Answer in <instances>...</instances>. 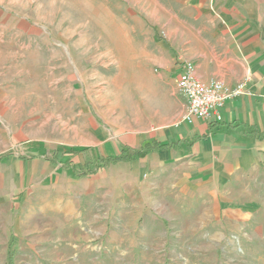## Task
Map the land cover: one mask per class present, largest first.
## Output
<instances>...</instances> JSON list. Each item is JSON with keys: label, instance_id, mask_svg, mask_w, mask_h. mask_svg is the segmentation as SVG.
I'll use <instances>...</instances> for the list:
<instances>
[{"label": "rangeland", "instance_id": "rangeland-1", "mask_svg": "<svg viewBox=\"0 0 264 264\" xmlns=\"http://www.w3.org/2000/svg\"><path fill=\"white\" fill-rule=\"evenodd\" d=\"M168 20L155 0H0V264H264V157L195 195L88 163L181 119Z\"/></svg>", "mask_w": 264, "mask_h": 264}, {"label": "crops", "instance_id": "crops-1", "mask_svg": "<svg viewBox=\"0 0 264 264\" xmlns=\"http://www.w3.org/2000/svg\"><path fill=\"white\" fill-rule=\"evenodd\" d=\"M155 4L169 16L164 24L172 28L166 37L172 40L176 85L181 63L188 61L201 81L220 80L229 87L244 82L246 94L225 102L220 121L180 119L153 127L136 146H124L138 149L150 140L170 146L131 162L136 164L134 182H142L143 176L148 185H159L172 172L168 183L182 186L184 194L195 195L197 186L205 184L212 187L209 192L221 193L224 186L258 170L264 157V0Z\"/></svg>", "mask_w": 264, "mask_h": 264}, {"label": "built area", "instance_id": "built-area-1", "mask_svg": "<svg viewBox=\"0 0 264 264\" xmlns=\"http://www.w3.org/2000/svg\"><path fill=\"white\" fill-rule=\"evenodd\" d=\"M177 91L185 99L181 121L193 119L220 121L219 109L226 101L246 94L245 83L229 87L220 80L203 82L195 76L194 65L183 61L177 78Z\"/></svg>", "mask_w": 264, "mask_h": 264}, {"label": "trees", "instance_id": "trees-1", "mask_svg": "<svg viewBox=\"0 0 264 264\" xmlns=\"http://www.w3.org/2000/svg\"><path fill=\"white\" fill-rule=\"evenodd\" d=\"M258 133V132H256ZM170 146L168 144H160L158 142L155 141H145L143 142V144L138 148V149H132L129 147H124L119 154L117 155H109L106 157H97L93 160V162H88V163H93L96 165V167L98 168H105L107 166L110 165H114V164H118V163H131L133 161L142 159L143 157H145V155L153 150H158V149H167ZM91 151V148H79V149H70L68 150V152H65V154L67 155H78V154H82L85 152ZM44 161L49 162L51 165L53 166H57L58 164H60V161L57 160L54 156L49 157L47 155H43L42 156ZM63 166L67 169H73V165L71 163L70 160H67L63 163ZM74 170V169H73ZM78 176H85L86 172H79L77 174Z\"/></svg>", "mask_w": 264, "mask_h": 264}]
</instances>
